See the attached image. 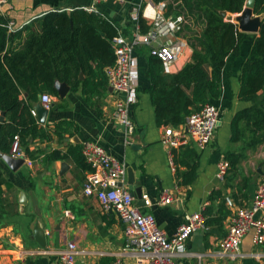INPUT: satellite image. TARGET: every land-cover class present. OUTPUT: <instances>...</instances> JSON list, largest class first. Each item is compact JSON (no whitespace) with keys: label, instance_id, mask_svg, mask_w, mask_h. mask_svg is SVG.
<instances>
[{"label":"crops","instance_id":"crops-1","mask_svg":"<svg viewBox=\"0 0 264 264\" xmlns=\"http://www.w3.org/2000/svg\"><path fill=\"white\" fill-rule=\"evenodd\" d=\"M164 2L168 7L172 3L175 7L180 0ZM91 4L92 0H8L1 15L14 23L9 47L19 49L26 34H23V38L14 39V33L46 13L55 10L70 13L76 8L85 10ZM96 10L95 13L115 25L117 34L122 33L131 41L137 33L144 35L140 30L139 18L142 17L150 25L158 8L153 0H109L97 4ZM165 15L176 16L174 9L170 8ZM185 35L180 32L174 37L184 40L187 46L169 74L178 73L191 60L193 49ZM169 38L159 39L153 47L165 44ZM250 46V41H244L240 54L228 57L225 67L219 72L221 96L213 104L220 111L221 124L215 141L205 149L199 148L191 139L184 145L198 154L197 177L188 185L178 182L175 166L171 165L172 150L162 143L166 126H158L155 108L147 93L150 86L146 76L150 46L140 45L134 51L138 86L137 103L129 109L135 127L130 138L125 134V127L113 119L115 101L119 97L108 83L106 90L95 89L94 93H84L81 87L73 92L70 86L60 82L55 86L57 96L46 90L41 91L42 85H39L37 93L23 91L22 99H38L32 106V114L41 103L42 95L52 97L44 123L33 115L37 124L49 130L52 136L50 140L27 138L29 151L36 155L30 159L23 151L25 164L16 171L7 166L0 154L5 179L2 186L4 201L0 206V264H57L60 252L69 242L77 246V264H108L106 259H111L109 264L118 259L123 264H135V257L125 255L127 237L120 217L115 212L104 211L97 198L84 194L83 185L91 168L86 161V168L79 166L69 151L77 145L82 147L86 141L96 143L108 155L126 165L124 187L134 193L136 205L143 213L152 214L168 237H172L185 223L186 214L202 213L206 228L194 233L180 254L174 257L178 264H264V244L254 243V230L244 237L236 260L219 255L222 253L220 242L228 234L233 216L238 209L252 203L259 182L264 180V144L255 151H245L247 157L239 167L235 191L225 190V179L222 181L217 177L218 165L226 160L225 153L240 150V143L230 140L231 122L236 113L251 106L238 99L241 68L248 58ZM92 65L95 67L97 63L92 62ZM97 83L100 81H95ZM4 121L8 122L6 115ZM63 122L71 123L72 127L60 140L53 131ZM167 127L179 130L185 124L178 128ZM49 156L53 159H48ZM179 169L181 172L187 170L186 167ZM129 171L132 172L134 186L129 183ZM244 178L250 179V185L246 196L241 198L238 185ZM220 190L225 203H222V198L210 200L211 195ZM136 191L141 192L140 198ZM166 193L172 196L173 202L158 205L159 199ZM233 194L239 198L236 200ZM23 195L26 196L27 205L23 204ZM143 195L150 197L152 206L145 205ZM222 205L229 211V216L220 224L214 222L208 225L209 217L205 211L212 207V219L219 218ZM34 225L44 233L46 248L35 241Z\"/></svg>","mask_w":264,"mask_h":264},{"label":"trees","instance_id":"trees-1","mask_svg":"<svg viewBox=\"0 0 264 264\" xmlns=\"http://www.w3.org/2000/svg\"><path fill=\"white\" fill-rule=\"evenodd\" d=\"M164 1L153 0L156 4ZM247 1L180 0L175 7L173 3L170 7L167 5L166 10L174 9L175 17L183 16L186 20L181 32L186 34L193 54L191 60L175 74L166 73L161 60L150 55L146 71L150 81L147 93L155 108L158 126L178 128L205 104H213L220 98L219 72L225 67L228 57L239 55L242 43L250 41L249 55L241 68L238 99L251 106L236 113L231 122L230 140L240 143V150L228 151L224 156L230 164L224 189H231L232 192L235 191L239 167L247 157L245 151H255L264 144V18L259 33L248 34L241 32L238 24L222 15L240 14ZM253 13L264 15V0H256ZM9 22L10 19L0 14V112L8 117V122L0 123V154L9 155L14 137L19 136L26 156L34 159L36 154L29 151L27 138L50 140L52 134L40 127L32 114L37 97L22 99V92L37 93L39 85H42L41 91L57 96V82L70 86L73 92L79 87L84 93H94L100 88L106 90L105 69L115 63L110 42L117 35V30L99 13L81 8L70 13L55 10L16 31L14 39L23 38L24 33L26 36L22 46L15 49L9 47ZM138 23L142 34L150 31L151 26L142 17ZM92 62L97 65L94 67ZM95 81L100 83L95 84ZM71 127L69 122L60 123L53 134L63 140ZM69 153L79 166L86 168L80 145L71 147ZM172 154L179 184L194 182L197 177V151L183 145L173 149ZM180 167L187 170L181 172ZM4 184L0 165V206L4 201ZM249 185L248 178L238 185L241 198L246 196ZM233 195L236 200L239 198ZM219 198L225 203L221 190L215 191L210 200ZM220 211L221 216L216 219H212V207L205 211L209 217L208 225L214 222L220 224L230 214L223 205ZM106 262L109 264L111 259H106Z\"/></svg>","mask_w":264,"mask_h":264},{"label":"built area","instance_id":"built-area-1","mask_svg":"<svg viewBox=\"0 0 264 264\" xmlns=\"http://www.w3.org/2000/svg\"><path fill=\"white\" fill-rule=\"evenodd\" d=\"M107 1L109 0H92L90 7L85 10L97 12L96 5ZM7 3L8 0H0V14H4L3 8ZM157 8L158 11L150 23L151 29L147 34L137 33L133 40L128 41L122 33H118L111 41L115 63L107 67L105 73L109 87L119 97L115 101L112 116L117 123L125 127L127 138L132 136L135 129L129 114L130 106L137 103L138 77L135 48L140 45L150 46L151 55L161 60L166 73H171L173 64L183 55L187 46L184 40L174 38L187 23L184 17H166V2L157 4ZM13 27L14 23L9 22V32L13 31ZM164 37L170 38L165 44L153 47L154 43ZM41 104L43 109L49 110L52 97L49 94L42 95ZM33 115L36 116L35 110ZM220 124L219 109L214 104L208 103L187 117L183 129L166 127L162 143L173 150L186 145L191 139L199 148L205 149L215 141ZM82 154L91 168L83 185L84 194L97 198L104 211L115 212L120 217L127 237L125 255L135 257V264H178L174 257L180 254L179 252L184 249L194 233L206 228V220L202 213L186 214L185 223L172 237H168L158 226L155 217L150 213H143L136 205L132 192L124 187L123 182L127 174L124 163L111 157L104 148L91 141L83 143ZM9 155L14 159L24 156L19 136L14 137ZM171 165L175 166L173 159ZM229 169V162L221 161L218 165V179L223 181ZM142 199L147 207L152 206L148 195H143ZM172 202V196L166 193L161 196L158 205H170ZM231 224L228 234L220 242L222 252L219 254L220 257L236 260L243 239L251 230L255 233L254 243L264 244V180L259 182L252 203L248 207L238 209ZM78 253L76 244L69 242L60 252L57 264H77ZM113 264L123 263L118 259Z\"/></svg>","mask_w":264,"mask_h":264},{"label":"water","instance_id":"water-1","mask_svg":"<svg viewBox=\"0 0 264 264\" xmlns=\"http://www.w3.org/2000/svg\"><path fill=\"white\" fill-rule=\"evenodd\" d=\"M255 3H256V0H248L246 2L244 10L238 16H227V13H223L222 15L226 17L228 21L238 24L241 32L248 33V34H258L260 30V24L264 18V15H259V16L254 15L253 10L255 7ZM35 111H36V116H37L38 121L41 123H44L46 120L48 110L43 109L42 104L40 103L35 108ZM4 117H5V113L1 112L0 123L4 122ZM1 158L7 164V166L13 171L18 170L21 166L25 164V160L23 158L14 159L10 155H1ZM129 183L132 186H134L133 175L131 171H129ZM130 188L132 190V187ZM136 193L138 194L137 197L140 198L141 192L136 191ZM132 194L134 196V193ZM27 203L28 201L26 199V196L23 195V204L27 205ZM33 231H34L35 241L39 244L40 247L46 248V239H45L44 233L40 229H38L36 225L33 226Z\"/></svg>","mask_w":264,"mask_h":264},{"label":"rangeland","instance_id":"rangeland-1","mask_svg":"<svg viewBox=\"0 0 264 264\" xmlns=\"http://www.w3.org/2000/svg\"><path fill=\"white\" fill-rule=\"evenodd\" d=\"M228 259V258H227Z\"/></svg>","mask_w":264,"mask_h":264}]
</instances>
